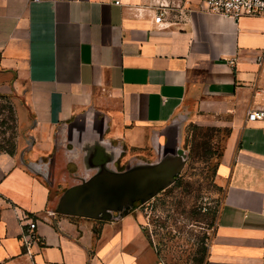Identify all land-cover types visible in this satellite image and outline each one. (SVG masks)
<instances>
[{
  "label": "crops",
  "instance_id": "obj_1",
  "mask_svg": "<svg viewBox=\"0 0 264 264\" xmlns=\"http://www.w3.org/2000/svg\"><path fill=\"white\" fill-rule=\"evenodd\" d=\"M187 1L159 27L152 0H0V100L19 128L0 148V264H164L137 206L96 219L91 192L176 156L188 121L229 132L206 264H264V121L246 119L264 107V17Z\"/></svg>",
  "mask_w": 264,
  "mask_h": 264
},
{
  "label": "rangeland",
  "instance_id": "obj_2",
  "mask_svg": "<svg viewBox=\"0 0 264 264\" xmlns=\"http://www.w3.org/2000/svg\"><path fill=\"white\" fill-rule=\"evenodd\" d=\"M12 108L10 100H0V148L6 150L15 149L19 130ZM183 124L175 143L180 172L137 210L164 264H206L222 197L214 174L229 132L211 122ZM148 151L141 159L150 158Z\"/></svg>",
  "mask_w": 264,
  "mask_h": 264
},
{
  "label": "water",
  "instance_id": "obj_3",
  "mask_svg": "<svg viewBox=\"0 0 264 264\" xmlns=\"http://www.w3.org/2000/svg\"><path fill=\"white\" fill-rule=\"evenodd\" d=\"M179 172V159L174 156L123 175H103L100 177L102 190L96 188L91 192H97L102 199L92 215L96 219L108 220L114 217L115 212L121 214L132 210L136 202H147L168 187ZM70 192L73 191L69 190L66 195Z\"/></svg>",
  "mask_w": 264,
  "mask_h": 264
},
{
  "label": "built area",
  "instance_id": "obj_4",
  "mask_svg": "<svg viewBox=\"0 0 264 264\" xmlns=\"http://www.w3.org/2000/svg\"><path fill=\"white\" fill-rule=\"evenodd\" d=\"M156 12L154 23L159 27H165L167 19L173 14L184 11L191 12L187 0H152ZM205 9L209 13L218 14L226 18L237 21L243 17H264V0H203ZM117 3V2H116ZM247 121H264V107L249 110ZM29 232L24 236L25 246H30L38 240L36 235L35 221L28 224Z\"/></svg>",
  "mask_w": 264,
  "mask_h": 264
},
{
  "label": "flooded vegetation",
  "instance_id": "obj_5",
  "mask_svg": "<svg viewBox=\"0 0 264 264\" xmlns=\"http://www.w3.org/2000/svg\"><path fill=\"white\" fill-rule=\"evenodd\" d=\"M139 204H140V202H136V203L134 204V208H133V209H136L138 206H140ZM136 206H137V207H136Z\"/></svg>",
  "mask_w": 264,
  "mask_h": 264
}]
</instances>
